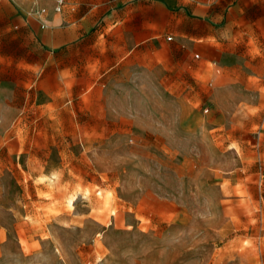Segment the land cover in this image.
<instances>
[{"label": "rangeland", "instance_id": "rangeland-1", "mask_svg": "<svg viewBox=\"0 0 264 264\" xmlns=\"http://www.w3.org/2000/svg\"><path fill=\"white\" fill-rule=\"evenodd\" d=\"M260 2L225 14V88L168 139L37 91L41 70H23L35 46L12 47L0 64V264H264Z\"/></svg>", "mask_w": 264, "mask_h": 264}, {"label": "crops", "instance_id": "crops-1", "mask_svg": "<svg viewBox=\"0 0 264 264\" xmlns=\"http://www.w3.org/2000/svg\"><path fill=\"white\" fill-rule=\"evenodd\" d=\"M41 1L0 0V64L10 66L12 47L35 46V61L23 70H41L37 91L67 96L68 108L83 117L97 104L105 111L93 115L99 125H132L137 134L165 139L209 114L212 106L203 110L200 103L204 98L213 103L225 88L220 55L225 14L261 5L260 0H64L62 12H56L57 0L50 6ZM45 45L52 48L46 55Z\"/></svg>", "mask_w": 264, "mask_h": 264}, {"label": "built area", "instance_id": "built-area-1", "mask_svg": "<svg viewBox=\"0 0 264 264\" xmlns=\"http://www.w3.org/2000/svg\"><path fill=\"white\" fill-rule=\"evenodd\" d=\"M31 1H36V0H31ZM64 5H65L64 0H57L56 12H62ZM43 12H45V10Z\"/></svg>", "mask_w": 264, "mask_h": 264}]
</instances>
